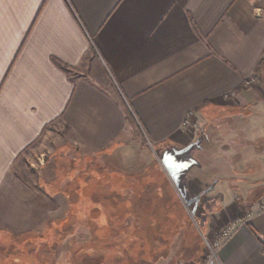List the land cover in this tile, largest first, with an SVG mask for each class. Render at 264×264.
<instances>
[{
  "label": "crops",
  "instance_id": "0c3cea01",
  "mask_svg": "<svg viewBox=\"0 0 264 264\" xmlns=\"http://www.w3.org/2000/svg\"><path fill=\"white\" fill-rule=\"evenodd\" d=\"M263 58L264 0H0V201L13 169L39 167L56 131L58 148L111 156L141 130L162 164L119 169L109 158L123 189L108 199L140 224L120 229L121 253L108 260L194 264L202 235L234 224L222 264H264ZM189 111L192 131L182 128ZM38 179L43 201H65L64 212L83 201L62 181ZM169 200L178 217L165 211ZM37 215L12 213L1 228L30 235L14 229Z\"/></svg>",
  "mask_w": 264,
  "mask_h": 264
},
{
  "label": "rangeland",
  "instance_id": "374dc122",
  "mask_svg": "<svg viewBox=\"0 0 264 264\" xmlns=\"http://www.w3.org/2000/svg\"><path fill=\"white\" fill-rule=\"evenodd\" d=\"M259 73L264 82V58L260 64ZM56 132L45 143L41 149L42 153L38 151L36 155L42 160L40 166L38 167L39 161L34 160L29 161L23 170L15 172L13 169L9 182L5 187L0 201V264H15L12 260L17 264H79V261L76 260L80 259V256H77L80 250L76 253V249H81L82 244L87 240L91 241L92 237V231L87 227L88 224L81 221L83 215H88L95 206L91 203L90 195L94 191H102V194H107L109 190L123 189L121 185H114L117 182L119 184V179L122 178L120 172L122 171L116 174L115 170L109 169L107 167L109 158L113 157L115 167H119V169H123V167L135 169L139 167L140 163L154 162L155 164H162L159 153L141 130L140 132L133 130L127 147L123 151H113L111 156L107 153V155L81 154L70 148H58L60 139L58 132ZM63 149H66V151H61ZM57 150L61 152L55 153ZM132 172L134 176H139L138 171L132 170ZM13 176L16 177L12 178ZM39 176H41V179L44 178L46 183L50 179L51 182L62 181L69 193L80 194L83 201H78L75 206H72L73 201L66 202L65 212L63 211L65 201H43V187L38 184V180L40 181ZM126 177V182L131 181L130 175ZM109 179L110 184L108 183ZM56 187L58 188L59 185ZM46 188H50L54 193V186L49 187L46 185ZM133 188L135 187H124L125 192L128 194ZM99 206L101 205L96 204V207ZM32 209H36V213H38L35 219L36 224L28 227L22 222L14 229L15 231L32 230L33 233H30V235L23 234L17 237V233H11L7 229L1 228L12 220V213L17 215L22 214L25 210ZM164 209L170 214L176 213L177 217L180 215L178 213H182L176 201L164 202ZM110 210L112 211V208ZM186 211L189 215V223H194L197 231L201 232L200 223L203 220L196 217L197 214L193 208L186 206ZM41 212H44V217H39ZM105 213L107 214V211L103 214L100 213L97 218V223L100 225L105 223ZM72 215L75 216L74 221L70 219ZM19 219L23 220V218ZM66 223L70 225L67 229H64ZM65 231H67L66 234H64ZM203 236L209 237L207 235ZM100 252L104 251L101 250ZM100 252L96 250L94 256L97 258ZM104 254L105 258H102L104 264L124 263L122 256L116 261L114 257L108 260L107 252H104ZM205 255L206 251L203 248L200 259L194 264L201 262ZM85 263L90 264L91 261Z\"/></svg>",
  "mask_w": 264,
  "mask_h": 264
},
{
  "label": "trees",
  "instance_id": "16d2710c",
  "mask_svg": "<svg viewBox=\"0 0 264 264\" xmlns=\"http://www.w3.org/2000/svg\"><path fill=\"white\" fill-rule=\"evenodd\" d=\"M126 118L132 126L138 127L134 117L132 116V114L128 109L126 110ZM90 200L92 205L95 206L92 208V210L88 215L87 214L83 215L81 221L86 222V224H88L87 227L91 229L92 237H91V241L87 240L82 244L81 249L79 248L76 249V253H78L80 250V252L77 254V256H80V259L76 261L77 262L79 261L78 262L79 264H86L85 262L88 261H91L90 264H104L105 262H103L102 259L105 258L104 252L105 253L107 252L108 257H110V255L113 252L121 253L120 250L122 249L118 250L117 248L113 247V245L115 244L118 245L117 243L118 241L120 242L121 240H123L124 233L120 232V229L124 228L126 225L129 224L131 225V222L132 223L134 222L135 225H139L140 218L136 217L133 220L130 219L128 215L126 216V212H125L126 211L125 209H127L128 206L123 201H118V202L113 201L110 203L107 194H102V191L93 192V194L90 195ZM77 202L78 201L74 200L72 202L73 203L72 206H75ZM96 204L98 205L100 204L101 206L96 207ZM105 207L109 209H106ZM113 207H115V213H112L110 210ZM99 211L100 213L107 211V214L106 213L104 214L105 215L104 218H106L105 223L101 225L97 223V218L100 215V213H98ZM74 218L75 216L72 215L70 218L71 221H74L73 220ZM146 222L147 223L150 222L154 224L156 220L147 218ZM69 225L70 224L66 223L64 229H67ZM66 233L67 231L64 232V234ZM118 246H120V244ZM96 250L98 252L103 250L104 252H100L98 257L96 258V256H94ZM66 260L68 261V259ZM12 262L17 264V262H15L14 260H12Z\"/></svg>",
  "mask_w": 264,
  "mask_h": 264
},
{
  "label": "built area",
  "instance_id": "2783aa9c",
  "mask_svg": "<svg viewBox=\"0 0 264 264\" xmlns=\"http://www.w3.org/2000/svg\"><path fill=\"white\" fill-rule=\"evenodd\" d=\"M182 128L186 131H192L195 128V113L189 111L182 122ZM234 224L226 225L215 237L203 236V245L206 251L205 258L196 264H222L219 257V249L226 238L233 230Z\"/></svg>",
  "mask_w": 264,
  "mask_h": 264
}]
</instances>
